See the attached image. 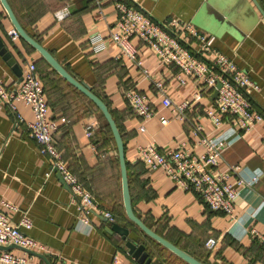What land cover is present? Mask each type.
Returning a JSON list of instances; mask_svg holds the SVG:
<instances>
[{
	"label": "crops",
	"instance_id": "obj_1",
	"mask_svg": "<svg viewBox=\"0 0 264 264\" xmlns=\"http://www.w3.org/2000/svg\"><path fill=\"white\" fill-rule=\"evenodd\" d=\"M8 1L27 33L70 74L88 84L109 107L125 145L136 216L157 234L209 264H264L261 244L250 233L255 230L264 234V120L250 132L231 139L216 169L218 174H228L231 183L236 182L231 166L239 165L240 177L246 181L260 171L259 182L239 190L233 216L216 214L195 194L177 187L162 171L148 168L138 155V147L153 142L163 151L184 144L194 148L193 130L197 124L210 137L229 129L230 125L225 124L215 130L194 109L188 113L187 120L176 119L172 109H163L153 88L154 82H165L168 96L180 104L190 100L200 85L195 81L182 85L177 81L176 69L161 64L139 41H134V45L147 76L131 63L123 65L116 61L118 48L110 41L104 51L93 53L89 36L94 33L108 36L117 20L111 0H51L52 6L33 23L23 0ZM255 1L264 12V0ZM39 2L45 4L44 0ZM140 3L156 21L178 19L215 36V47L259 86L258 92L247 95L253 109L264 117V17L254 0H140ZM65 8L68 17L58 21L55 14ZM12 30L14 27L0 2V40L8 53L23 74L28 63L42 66L41 55L21 38L12 39ZM183 42L188 43L185 39ZM0 76L11 88L21 83L1 56ZM64 85L60 86L66 89L64 96L47 94V102L50 119L59 124L56 141L70 170L93 192L102 209L115 217L117 224L129 229L133 239H140V244H148L145 246L153 264H186L148 240L124 216L120 166L107 123L100 112L78 103L72 105L69 95L78 97V94ZM130 87L148 95L155 111L144 132L140 130V119L123 97L124 90ZM211 96L205 95L202 103L214 105ZM15 105L25 121L17 127L16 114L0 102V210H6L4 204L18 208L16 213L8 212L13 224H18L25 214L32 220L28 235L46 248L44 254H38L44 258L33 255L34 260L39 264H138L128 255L122 237L107 233V224L98 216L92 218L89 226L80 222L78 208L70 203L69 187L58 172L52 171L50 160L40 154L38 144L29 138L26 124L33 119L30 108L22 102ZM63 118L65 124L61 122ZM162 119L168 123L163 125ZM89 125L94 129L92 138L86 136ZM194 151L202 152L197 147ZM212 237L218 244L208 251L205 243ZM9 251L16 255L24 253L17 248Z\"/></svg>",
	"mask_w": 264,
	"mask_h": 264
},
{
	"label": "built area",
	"instance_id": "obj_2",
	"mask_svg": "<svg viewBox=\"0 0 264 264\" xmlns=\"http://www.w3.org/2000/svg\"><path fill=\"white\" fill-rule=\"evenodd\" d=\"M117 20L110 27L108 36L94 33L89 36L88 44L93 53L106 49L107 41L118 48L116 61L125 65L131 63L142 74L148 75L139 57L134 41H139L148 47L161 64L176 69L177 81L186 85L195 81L199 90L190 100L175 103L169 96L167 85L163 81L154 82V94L161 102L163 109H172L175 118L187 120L190 111L199 110L212 124L215 130H220L225 124L230 127L216 137L203 133V127L197 124L193 130L195 147L202 152L196 154L194 148L185 144L176 149L163 151L153 142L147 146L138 147V155L144 164L153 171H162L177 187L190 191L199 198L205 207L215 213L233 216L239 198L240 189L257 184L262 172L256 171L250 181L240 177L241 167L234 165L230 171L236 175V182L231 183L228 174H218L216 169L223 152L230 145L232 138L253 130L264 117L255 111L247 93L258 92L259 86L250 76L240 70L235 62L221 53L215 47V36L201 32L191 23H183L178 19L169 22H159L148 14L140 0H111ZM67 8L57 12L58 21L68 17ZM12 39L20 38L14 29L10 32ZM188 41L187 44L183 40ZM221 87L218 89L217 86ZM218 90V98L214 105L203 104L205 95ZM132 113L140 119L141 132L146 130L145 124L155 116V111L149 102V96L133 87L123 92ZM0 102L9 106L16 114L15 127L25 123L17 113L15 103L22 102L30 108L33 119L26 124L29 138L39 146V152L47 157L52 165V171L58 172L71 192V204L80 212V222L89 226L92 218L101 215L115 222V217L100 206L93 192L87 188L70 170L62 151L58 148L56 134L59 124L49 117V105L42 79L35 62L28 63L23 74V80L16 88L8 87L0 76ZM61 122L65 124L66 119ZM161 123L166 125L167 120ZM93 125L86 127V136L92 138ZM264 146V139H263ZM6 210H0V264H39L33 255L44 254L46 248L28 235L33 223L25 214L18 224H13L8 212L16 213L18 208L4 204ZM251 235L264 247V234L251 230ZM218 244L215 238H209L205 247L213 251ZM19 247L24 251L21 255L13 254L7 248Z\"/></svg>",
	"mask_w": 264,
	"mask_h": 264
},
{
	"label": "water",
	"instance_id": "obj_3",
	"mask_svg": "<svg viewBox=\"0 0 264 264\" xmlns=\"http://www.w3.org/2000/svg\"><path fill=\"white\" fill-rule=\"evenodd\" d=\"M1 5L3 6L5 12L7 13L12 26L19 34L20 38L28 43L32 48H34L41 57L48 63V65L69 85L83 94L89 101H91L95 107L99 110V112L103 115L107 125L109 126L114 142H115V149L116 155L119 160L120 172H121V181H122V196H123V205L126 217L129 222H131L135 227H137L143 234L147 237L161 245L163 248L177 256L179 259L184 261L187 264H205L198 259H196L190 253L182 250L181 248L177 247L164 237L157 234L151 228H149L139 217L136 216L133 210L132 204V197L130 191V183H129V175L127 170V164L125 159V145L122 138V135L119 131L117 123L115 122L113 115L111 114L109 107L107 104L101 99L98 95H96L92 88L86 84L85 82L79 81L75 78L72 74H70L60 63L59 61L48 51L46 50L39 42H37L33 37H31L25 28L19 22L13 8L11 7L8 0H0ZM254 3L258 10L261 12L262 16L264 17V12L258 5V3L254 0ZM0 56L3 60L7 63V65L12 68L14 73L20 78L21 82L23 80V72L19 68V66L15 63V60L12 59L11 54L8 53L7 48L5 47L4 43L0 40ZM221 86L218 85L217 88L219 89ZM218 98V90H215L211 96V101L214 102ZM100 219L103 220L105 224H107V233L113 235L117 234L122 237V239L126 242L125 246L127 248V253L131 256L138 264H153V259L150 256L148 249L145 245L140 244L138 240L133 239L131 236L130 230L117 224L116 222L110 221L108 218L96 215ZM20 249L16 246H11L7 248H1L3 250H11V249ZM26 251V250H23ZM28 252V251H26ZM31 255H37L39 257L44 258L33 252H28Z\"/></svg>",
	"mask_w": 264,
	"mask_h": 264
},
{
	"label": "trees",
	"instance_id": "obj_4",
	"mask_svg": "<svg viewBox=\"0 0 264 264\" xmlns=\"http://www.w3.org/2000/svg\"><path fill=\"white\" fill-rule=\"evenodd\" d=\"M40 0H23L24 2V7L29 15V18H30V22H35L39 17H41L44 13H46L47 9L44 8V5L42 2H39ZM31 49L33 51H36L34 48L31 47ZM41 61H42V66H48L47 68H51L48 63L41 57ZM118 63V62H117ZM37 65V68H38V72H39V75H41V79H42V82H43V79L45 82H43L44 84V87H45V92H46V96L48 94V96L50 97L52 94L55 95L57 97V94L58 93H61L62 91H66L65 88L63 87H60L61 84L64 85V84H67L68 87H71L73 88L71 85H69L65 80H63L52 68H51V73L55 76V80H50L47 76V74H44V68H42V66H39L40 64H36ZM49 84V85H48ZM65 86V85H64ZM131 88V87H130ZM133 88V87H132ZM74 91L78 94V96L82 97L84 100L88 101L89 103H91L92 107H93V110L94 111H97L99 112V110L95 107V105L89 101L83 94H81L79 91H77L75 88H73ZM129 89V88H128ZM127 89V90H128ZM126 90V89H125ZM124 90V91H125ZM52 91V93H51ZM108 132L112 135L111 133V130L109 128V126L107 125L106 126ZM113 138V136H112ZM113 141V144L115 145V142H114V139H112ZM65 159V158H64ZM117 162L119 164V160L117 159ZM215 213V212H214ZM121 214V213H120ZM119 214V215H120ZM123 214L124 216H126L125 214V210L123 211ZM218 214V213H216ZM127 218V217H126ZM131 223V222H130ZM132 224V223H131ZM133 225V224H132ZM134 226V225H133ZM150 228V227H149ZM145 237H147L145 234H144ZM161 236V235H160ZM163 237V236H162ZM148 240H150L152 243H155V244H158L156 243L155 241H153L152 239H150L149 237H147ZM165 238V237H164ZM166 239V238H165ZM138 242L140 241V239H138ZM168 240V239H167ZM169 241V240H168ZM140 243V242H139ZM143 243V242H141ZM172 243V242H171ZM144 245L148 246V244H145ZM159 245V244H158ZM175 245V244H174ZM161 246V245H160ZM177 246V245H176ZM162 247V246H161ZM178 247V246H177ZM261 248L262 250L264 251V247L261 245ZM209 251V250H208ZM190 253V252H189ZM191 255H193L196 259H198L199 261L205 263V264H209L207 261L201 259L200 257H197L195 256L194 254L190 253ZM187 264V263H186Z\"/></svg>",
	"mask_w": 264,
	"mask_h": 264
},
{
	"label": "rangeland",
	"instance_id": "obj_5",
	"mask_svg": "<svg viewBox=\"0 0 264 264\" xmlns=\"http://www.w3.org/2000/svg\"><path fill=\"white\" fill-rule=\"evenodd\" d=\"M51 0H44V2H45V4L43 3V5H44V8L45 9H49L51 6H52V4H49V2H50ZM48 2V3H47ZM45 70H44V73H43V75L44 74H47V76H48V78L50 79V80H55L56 78H55V76L51 73V71H49L47 68H44ZM43 82H45L44 81V79H43ZM49 85V84H48ZM64 92L62 91L61 93H58L57 94V97H60V96H64ZM68 98H72V105L73 104H79L80 106H87V107H90V109H93V107H92V105H91V103H89L88 101H86V100H84L82 97H80V96H78V97H74V96H72V97H70V95H69V97ZM67 98V99H68Z\"/></svg>",
	"mask_w": 264,
	"mask_h": 264
}]
</instances>
